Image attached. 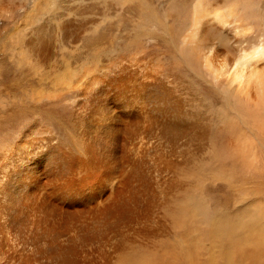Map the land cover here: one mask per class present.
Returning a JSON list of instances; mask_svg holds the SVG:
<instances>
[{
  "label": "bare ground",
  "instance_id": "1",
  "mask_svg": "<svg viewBox=\"0 0 264 264\" xmlns=\"http://www.w3.org/2000/svg\"><path fill=\"white\" fill-rule=\"evenodd\" d=\"M12 1L0 0V17L13 21L0 31V116L35 93L69 120L64 140L28 121L0 147V264H192L177 238L142 258L139 235L181 203L184 237L188 204L208 185L231 194L195 244L197 264H264V224L249 208L253 184L264 183L256 0H26L25 17ZM116 170L126 179L116 202L79 214L66 204L62 227L76 235L63 243L55 200ZM255 213L264 217V203Z\"/></svg>",
  "mask_w": 264,
  "mask_h": 264
},
{
  "label": "rangeland",
  "instance_id": "2",
  "mask_svg": "<svg viewBox=\"0 0 264 264\" xmlns=\"http://www.w3.org/2000/svg\"><path fill=\"white\" fill-rule=\"evenodd\" d=\"M25 2L26 0H13L12 4L16 8L21 9L23 16L25 15ZM256 7L260 8L261 10H264V0H256ZM259 6V7H258ZM259 10V9H258ZM25 17V16H24ZM18 18V16L16 17ZM9 21V22H8ZM13 21H11L6 17H0V31L2 34L4 33V29L8 26H12ZM13 32L15 30V27L10 28ZM1 34V33H0ZM1 34V36H2ZM82 46V44H81ZM82 48L85 50L82 46ZM2 49V47L0 48ZM3 53H0V61L2 64L5 61V57H3ZM7 79V77H6ZM10 82H7L6 84H9ZM38 87H35L34 89H37ZM30 93H32L30 88ZM38 100L36 94L34 93V96L28 95V99L26 103H23L21 105H17L14 108V114L13 116H10L9 111L7 113L3 112L1 114L0 118V141L3 143L0 145L2 150H5L7 146L12 143L13 140L9 141V136L11 138H16L22 133L23 126L28 123V121H37L41 125H43L45 128L48 127L47 125L51 126L50 129H53L56 133H58L59 140H64L66 138L65 129L67 128L66 122L69 119H61V114L63 113L62 107H50L46 102L45 104H38L36 101ZM62 111V112H61ZM12 113V112H11ZM5 115V116H4ZM10 116V117H9ZM56 117V118H55ZM42 119V121H41ZM43 122V123H42ZM45 122V123H44ZM46 124V125H45ZM40 125V126H41ZM41 131V128L39 129ZM20 132V133H19ZM36 132H31L34 135ZM44 133V134H43ZM45 132H42V135L45 136ZM9 135V136H8ZM13 135V136H12ZM8 136V137H7ZM39 136V134H38ZM8 138V139H7ZM8 140L9 142L6 143ZM3 140V141H2ZM5 147V148H4ZM261 149H259V152ZM263 152V153H262ZM264 151H261V159H264ZM96 170V169H95ZM95 170L92 173H95ZM104 170V169H103ZM113 176L119 179H116L114 177H105L101 176V179L99 181H96L94 179V176L91 178L92 184L85 188V190L81 194L74 193H67L62 192L60 195V198L58 201L55 200V202H58V206L60 207L61 213L59 215L60 218V227L64 225V220H68L66 216L70 217V210L68 209L67 205H74V207L78 208V214L83 211L81 206H87L89 209L94 210H104V208L110 203V201H115L114 197H117L123 185L125 184V171L120 172L119 170L114 171ZM247 172H244L246 174ZM105 174V171H103L102 175ZM242 174V173H241ZM249 174V173H248ZM258 179H263L262 173L257 174ZM260 177V178H259ZM122 179V180H121ZM124 180V181H123ZM221 184V182H220ZM253 188L256 190V194H254L255 199L253 202L250 203L249 208L251 211V218L254 220H257L261 225L264 224V217L258 216L255 213V209L262 205L264 203V183L260 181V184H253ZM252 188H247V191L250 193V190ZM253 189V191H254ZM231 192L220 185H208L207 188V194L205 197L206 199L203 200H194L188 204V211L186 216L184 217V220L187 221V227H186V235L183 237V229L177 225L175 222L176 218H181L180 215V206L181 203H175V204H167L162 208L163 212L165 210V216L163 219L158 218L156 222H153L152 228L155 229L154 232L151 234H142L139 235V239L141 240L140 243V253L143 258V255H149L152 256L150 252H161L167 249V246L169 244V241H174L176 238L178 241L182 242V246L190 251L192 256L190 258L192 259V264H197L198 256L197 253H200L198 248L195 244H198L199 241L206 236L207 231L209 229V224L214 218H219L221 216V211L224 210L223 206L220 204V201L227 202L230 198ZM52 202V200H51ZM67 204V205H66ZM134 204V203H133ZM129 204V208H130ZM135 205V204H134ZM65 210H68L65 211ZM73 211V210H72ZM75 211V208H74ZM73 211V212H74ZM229 212L232 211V209L228 210ZM128 212V211H127ZM66 214V215H65ZM76 214L74 217H81L85 215L84 213L80 216ZM105 215V214H102ZM147 213L143 212H137L136 217H145ZM101 216V215H100ZM64 217V218H63ZM77 219V221L79 220ZM212 219V220H211ZM63 223V224H62ZM97 224H94L95 227ZM123 228H128L129 226L137 228L139 230V226L136 224V226L130 222L125 221V223L121 224ZM63 232L61 236V240L63 243H66L68 240V237L75 238V233L72 231H69L64 227H62ZM67 234V235H66ZM154 234V235H153ZM188 243L190 244L191 250L188 247ZM206 245L202 248L201 254L199 258L201 260H204L206 257V251L208 249L207 242ZM96 247H92L91 250L95 253ZM197 248V249H196ZM87 248H85L83 251L84 254H86ZM85 251V252H84ZM97 251V250H96ZM97 253H95L96 255ZM200 260V261H201ZM1 261V260H0ZM73 264H77V261L73 258Z\"/></svg>",
  "mask_w": 264,
  "mask_h": 264
}]
</instances>
